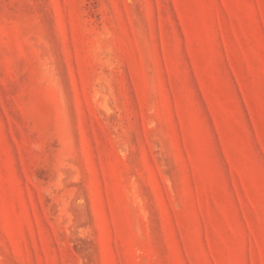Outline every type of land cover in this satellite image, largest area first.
<instances>
[{"label": "rangeland", "instance_id": "374dc122", "mask_svg": "<svg viewBox=\"0 0 264 264\" xmlns=\"http://www.w3.org/2000/svg\"><path fill=\"white\" fill-rule=\"evenodd\" d=\"M0 264H264V0H0Z\"/></svg>", "mask_w": 264, "mask_h": 264}]
</instances>
